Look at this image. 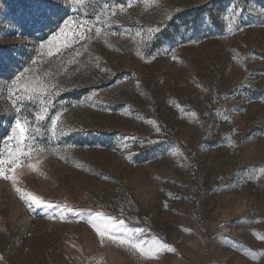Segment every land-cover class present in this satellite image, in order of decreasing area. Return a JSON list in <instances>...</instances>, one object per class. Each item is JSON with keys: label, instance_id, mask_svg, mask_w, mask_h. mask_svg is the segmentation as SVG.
Wrapping results in <instances>:
<instances>
[{"label": "rangeland", "instance_id": "374dc122", "mask_svg": "<svg viewBox=\"0 0 264 264\" xmlns=\"http://www.w3.org/2000/svg\"><path fill=\"white\" fill-rule=\"evenodd\" d=\"M17 119L0 264H264V0H0Z\"/></svg>", "mask_w": 264, "mask_h": 264}, {"label": "snow or ice", "instance_id": "6c2138e0", "mask_svg": "<svg viewBox=\"0 0 264 264\" xmlns=\"http://www.w3.org/2000/svg\"><path fill=\"white\" fill-rule=\"evenodd\" d=\"M53 39H55V37ZM32 91L34 93L36 92L35 89H33ZM29 99H32V97L30 96ZM39 119H43V117H39ZM13 133L15 134L17 138V149H16V152H11V151L9 152V159L7 160L0 159V178L7 180V181H11L13 183V186L15 187L16 182H17L15 172L17 168L21 167V164H22L21 157L29 154L26 151V148H27L26 142L28 139L31 138L30 125L26 121L22 122L20 119H17L15 121ZM21 144L25 145L24 149L20 148ZM8 165H11V167H7ZM28 167L35 168V165L29 164ZM15 190L18 193L21 192V189L19 187H16ZM21 199H26V197L24 195H21ZM32 200L33 202L39 203L38 197H32ZM108 219H111V218H108ZM90 222L93 224L94 227H96L97 233L101 235L102 237L107 234L110 240L117 242L121 246H127L137 251H143L140 244L133 242L132 240L125 238L123 236L113 235L109 230L110 226L108 224H104L103 227H100L96 224L94 220ZM119 223L122 224L123 221H119ZM135 231L137 233H142L144 230L141 228H138ZM161 250L172 251V252L175 251V249L171 248L169 245L165 243H159V246L155 249V252L159 253ZM144 255L148 259H158V255H149L148 253H144Z\"/></svg>", "mask_w": 264, "mask_h": 264}]
</instances>
